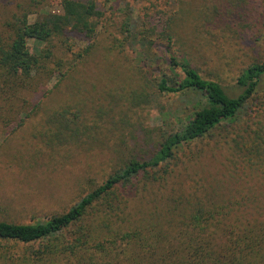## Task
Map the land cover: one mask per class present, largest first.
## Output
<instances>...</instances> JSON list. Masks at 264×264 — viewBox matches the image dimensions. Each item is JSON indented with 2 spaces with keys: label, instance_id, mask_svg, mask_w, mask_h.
Segmentation results:
<instances>
[{
  "label": "rangeland",
  "instance_id": "obj_1",
  "mask_svg": "<svg viewBox=\"0 0 264 264\" xmlns=\"http://www.w3.org/2000/svg\"><path fill=\"white\" fill-rule=\"evenodd\" d=\"M58 3L0 0V36L8 35L13 16L27 13L31 21L56 11ZM95 3L100 16L90 38L71 32L48 44L28 41L29 54L39 58L36 69L28 84L0 95V221L29 224L65 212L179 126L176 113L190 103L155 90L156 79L168 70L166 43L153 44L150 56L157 61L142 68L135 59L138 39L123 43L127 15L135 33L144 28L158 33L174 19L178 27L169 51L186 52L202 78L231 96L239 92L235 80L241 71L264 55V0ZM257 88L232 120L114 190L122 205L106 217L110 227L130 232L172 224L173 230L198 207L222 204L234 207L227 217L233 225L264 224V76ZM99 210L95 207L92 216ZM90 225L98 237L97 223ZM37 245L0 240V264H38L33 262ZM106 261L116 263L112 255Z\"/></svg>",
  "mask_w": 264,
  "mask_h": 264
},
{
  "label": "trees",
  "instance_id": "obj_2",
  "mask_svg": "<svg viewBox=\"0 0 264 264\" xmlns=\"http://www.w3.org/2000/svg\"><path fill=\"white\" fill-rule=\"evenodd\" d=\"M99 16L95 0H59L56 11L44 12L31 21L27 13L13 16L8 35L5 39L0 36V95L12 94L28 84L36 69L39 58L29 54L28 41L48 44L71 32L90 38L96 28L94 18ZM177 27L173 19L158 33L154 28L135 33L131 16L127 15L123 23L126 34L123 43L138 39L135 59L142 68L157 61L155 54L150 56L153 44L158 40L166 43L168 70L156 79L155 90L159 94L177 95L186 104L190 103V108L176 113L179 126L163 135L147 156L127 160L65 212L29 224L0 221L1 241L38 244L33 260L38 264H113L106 261L111 255L115 264H264V224L233 225L227 219L229 211L234 209L229 204L210 209L198 207L173 230L172 224H156L123 232L118 227H110L106 218L122 205L120 194H115L114 190L169 161L177 148L204 137L220 122L232 120L257 94L264 76L263 55L260 62L246 66L236 78L238 94L228 95L217 82L202 78L190 66L186 52L174 55L169 51ZM49 52L50 49L45 51L43 58L49 57ZM175 70L181 76L177 77ZM111 201L116 204L111 205ZM95 207L100 209V214L92 216ZM90 222H96L100 229L96 238ZM216 230L220 236H216ZM102 232L110 236L105 238ZM140 246L143 251H136Z\"/></svg>",
  "mask_w": 264,
  "mask_h": 264
}]
</instances>
